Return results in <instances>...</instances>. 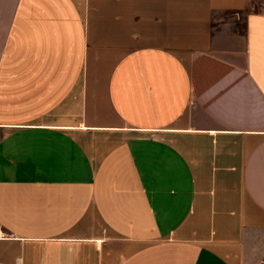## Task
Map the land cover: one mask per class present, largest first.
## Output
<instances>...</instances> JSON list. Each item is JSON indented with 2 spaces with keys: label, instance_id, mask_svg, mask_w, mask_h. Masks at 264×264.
<instances>
[{
  "label": "crops",
  "instance_id": "1",
  "mask_svg": "<svg viewBox=\"0 0 264 264\" xmlns=\"http://www.w3.org/2000/svg\"><path fill=\"white\" fill-rule=\"evenodd\" d=\"M0 264H264V0H0Z\"/></svg>",
  "mask_w": 264,
  "mask_h": 264
}]
</instances>
